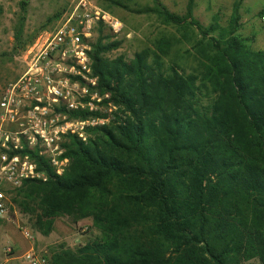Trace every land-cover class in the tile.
<instances>
[{"label":"trees","instance_id":"trees-1","mask_svg":"<svg viewBox=\"0 0 264 264\" xmlns=\"http://www.w3.org/2000/svg\"><path fill=\"white\" fill-rule=\"evenodd\" d=\"M154 1L163 23L198 31L194 71L165 67L164 40L110 61L119 43L99 26L91 67L113 119L68 136L64 173L25 181L13 202L42 236L58 217L92 219L98 238L49 248L50 264H264V51L236 35L237 7L227 28L203 27L194 0L184 16Z\"/></svg>","mask_w":264,"mask_h":264},{"label":"built area","instance_id":"built-area-1","mask_svg":"<svg viewBox=\"0 0 264 264\" xmlns=\"http://www.w3.org/2000/svg\"><path fill=\"white\" fill-rule=\"evenodd\" d=\"M260 19L264 22V10ZM99 26L114 34L123 30L97 0H70L57 25L28 52L23 72L0 95V219L8 216L10 194L25 181L46 182L64 173L66 136L86 142L90 128L113 119L94 115L102 96L90 53ZM37 160L51 174L39 170ZM22 258L24 264H50L33 248Z\"/></svg>","mask_w":264,"mask_h":264},{"label":"rangeland","instance_id":"rangeland-1","mask_svg":"<svg viewBox=\"0 0 264 264\" xmlns=\"http://www.w3.org/2000/svg\"><path fill=\"white\" fill-rule=\"evenodd\" d=\"M70 0H0V95L6 85L14 81L25 68V58L31 48L58 23ZM189 0H159L170 13L184 16ZM98 4L123 24V30L114 34L103 29L107 36L102 42H118V48L106 52L108 60L123 58L129 61L135 53L152 48L158 41H166L169 49L164 58L168 63H177L186 73L194 71V45L200 35L193 26L165 24L153 10L154 0H97ZM24 3V4H23ZM237 7L238 28L236 35L251 51H264V22L260 17L264 10V0H194L192 17L203 27L217 22L227 28ZM97 33L93 44L98 40ZM151 61V59H150ZM104 97L103 95H101ZM97 102L95 118L101 120L115 111V107L105 103V98ZM108 123V122H107ZM106 123V124H107ZM102 126L98 122L95 127ZM93 128L87 131V139ZM68 136L64 142H68ZM10 194L8 216L0 219V261L4 264H24L23 255L30 248L45 256L49 248L64 244L75 249L79 245L94 242L99 233L92 226V219L75 222L67 216L55 219L53 231L42 236L33 226L34 216L23 212ZM28 233L32 239L24 234ZM242 264H260L257 259Z\"/></svg>","mask_w":264,"mask_h":264}]
</instances>
